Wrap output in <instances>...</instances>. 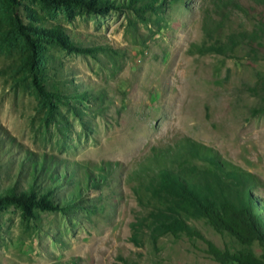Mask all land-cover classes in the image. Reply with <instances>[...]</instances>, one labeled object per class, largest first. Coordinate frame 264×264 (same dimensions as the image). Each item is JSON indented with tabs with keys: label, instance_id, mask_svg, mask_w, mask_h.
<instances>
[{
	"label": "rangeland",
	"instance_id": "rangeland-1",
	"mask_svg": "<svg viewBox=\"0 0 264 264\" xmlns=\"http://www.w3.org/2000/svg\"><path fill=\"white\" fill-rule=\"evenodd\" d=\"M81 1L0 0V264L262 257L174 185L264 218V0Z\"/></svg>",
	"mask_w": 264,
	"mask_h": 264
},
{
	"label": "trees",
	"instance_id": "trees-1",
	"mask_svg": "<svg viewBox=\"0 0 264 264\" xmlns=\"http://www.w3.org/2000/svg\"><path fill=\"white\" fill-rule=\"evenodd\" d=\"M50 1L62 3L65 0ZM74 1L83 3L81 0ZM10 191L7 196L25 202L31 199V195L27 192L17 196L13 190ZM174 191V194L178 193L179 197L191 205L216 231L227 232L245 245L257 242L264 252V218L251 206L240 208L227 200L216 203L209 199H202L183 185L175 184ZM161 228L165 233L174 236L185 234L187 237L201 239L207 247L205 253L218 264H264V255L257 257L253 252L232 253L228 249H222L179 216H174L168 223H163Z\"/></svg>",
	"mask_w": 264,
	"mask_h": 264
}]
</instances>
